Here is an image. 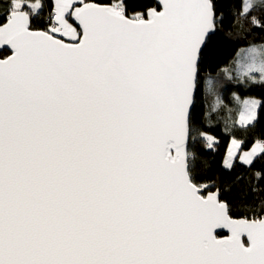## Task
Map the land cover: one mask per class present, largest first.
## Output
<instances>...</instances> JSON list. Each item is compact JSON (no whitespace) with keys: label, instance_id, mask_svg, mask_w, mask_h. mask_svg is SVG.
I'll use <instances>...</instances> for the list:
<instances>
[{"label":"snow or ice","instance_id":"snow-or-ice-1","mask_svg":"<svg viewBox=\"0 0 264 264\" xmlns=\"http://www.w3.org/2000/svg\"><path fill=\"white\" fill-rule=\"evenodd\" d=\"M235 2L0 0V264H264V0Z\"/></svg>","mask_w":264,"mask_h":264},{"label":"trees","instance_id":"trees-1","mask_svg":"<svg viewBox=\"0 0 264 264\" xmlns=\"http://www.w3.org/2000/svg\"><path fill=\"white\" fill-rule=\"evenodd\" d=\"M233 6L238 7V3H236L235 0H233ZM234 50V46H229L225 49L224 64L222 67L229 66L231 54L234 52ZM222 83L223 86L218 89L219 95L224 103L228 104L230 108L235 109L237 104L233 100L232 93L235 92L237 95H243L245 94V90L243 89L242 85L232 84L226 79L223 80ZM249 94L259 95L258 92H252L251 90H249ZM199 102L206 116V130L221 140V145L216 151L201 149L202 156L209 162V171L213 176H219L225 181H231L236 177L237 174H243L244 169L237 168L234 172H227L221 166L225 146L227 144V138L224 129L226 127V121L230 123V114L227 112V110H221L220 105L217 104L216 96L211 92L205 93L202 90ZM232 115H234V113Z\"/></svg>","mask_w":264,"mask_h":264},{"label":"water","instance_id":"water-1","mask_svg":"<svg viewBox=\"0 0 264 264\" xmlns=\"http://www.w3.org/2000/svg\"><path fill=\"white\" fill-rule=\"evenodd\" d=\"M224 234H226V233H224Z\"/></svg>","mask_w":264,"mask_h":264}]
</instances>
